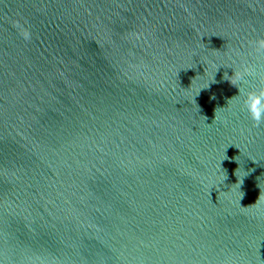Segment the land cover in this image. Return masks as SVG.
<instances>
[{"label":"water","instance_id":"1","mask_svg":"<svg viewBox=\"0 0 264 264\" xmlns=\"http://www.w3.org/2000/svg\"><path fill=\"white\" fill-rule=\"evenodd\" d=\"M258 39L264 0H0V264H264Z\"/></svg>","mask_w":264,"mask_h":264},{"label":"clouds","instance_id":"2","mask_svg":"<svg viewBox=\"0 0 264 264\" xmlns=\"http://www.w3.org/2000/svg\"><path fill=\"white\" fill-rule=\"evenodd\" d=\"M249 47L251 49L249 56L253 57V59L258 60L261 56H264V39L250 41ZM220 66L216 68V71ZM224 66H230L233 69V72L230 76L228 73H225V79L229 80L232 85H235L239 89V96L241 97L243 108L247 110L253 122L257 125H259L261 122H264V71L258 70L260 67L264 66H259L258 64L251 62L236 66L235 61ZM188 68L193 67H187L185 69ZM204 75H206L205 69L203 75L200 76ZM253 80H258L260 82L259 86H254L252 83ZM210 82L211 81H209V83ZM201 89H205V87H200L198 89V94ZM215 118L216 112L214 114V119Z\"/></svg>","mask_w":264,"mask_h":264}]
</instances>
